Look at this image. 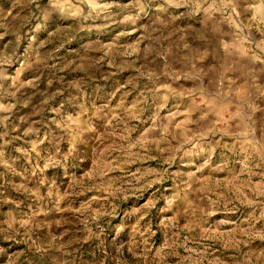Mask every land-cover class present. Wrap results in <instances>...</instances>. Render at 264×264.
<instances>
[{"label":"rangeland","instance_id":"rangeland-1","mask_svg":"<svg viewBox=\"0 0 264 264\" xmlns=\"http://www.w3.org/2000/svg\"><path fill=\"white\" fill-rule=\"evenodd\" d=\"M160 2L139 0L142 8L129 10L139 14L135 24L118 14L85 32L57 20L70 6L54 12L49 0H0V32L8 31L0 40L8 61L0 81V264H264V164L246 161L240 142L211 135L264 122V54L253 59L264 36L255 26L230 27L227 13L208 5L159 13ZM37 17L42 28L33 32ZM85 42L87 62L102 60L103 75L73 71ZM37 50L41 62L32 63ZM56 66L62 82L49 84ZM138 69L155 72L171 92H155ZM69 116L70 134L58 127ZM200 133L212 147L183 143Z\"/></svg>","mask_w":264,"mask_h":264},{"label":"clouds","instance_id":"clouds-1","mask_svg":"<svg viewBox=\"0 0 264 264\" xmlns=\"http://www.w3.org/2000/svg\"><path fill=\"white\" fill-rule=\"evenodd\" d=\"M17 2H20V0H17ZM29 4L36 3V0H28ZM49 3L52 4L53 8L52 10L55 12L57 9H63L66 6H70L73 11L70 14H60L57 13V20L59 21H73L75 26L85 32L90 31L91 29L95 28L97 26V22L100 23H109L113 20V18L118 14H123V18L121 20V23L131 22L135 24L136 20L139 18V14L133 15L129 11L132 7H141L142 5L139 3V0H135L134 4L130 5H124L119 2V0H75L73 3V0H49ZM205 5H208V11H216L220 12L222 14L227 13V15L224 16V20L229 24L230 27L241 29V25H244V27L251 29V27L255 26L258 31H261V36H264V30L262 29V26H264V16L259 14V10L264 9V0H259L258 4H254L250 2V0H162V2L159 3V6L157 7V12L159 13H165L168 11V8H173L176 10L182 9V8H188V7H194L195 9H203ZM167 6V7H165ZM39 7V5H38ZM248 14L251 13V17L248 21V24H244V20H241V14ZM10 15V13H9ZM182 15H184L182 13ZM188 19H192V13L187 14ZM47 19V18H46ZM237 20H239V23H237ZM0 28H5V25L3 23H0ZM42 28V24L39 22V17H37V22L35 23L34 28L32 29L33 32H39ZM15 37L16 43L20 44L21 41H23L24 36L21 35L20 31L17 30L12 33ZM8 35V31L0 32V40H3L5 36ZM35 42V36L29 35V47H31V44ZM81 47L84 49V55L85 60L80 61L77 66L73 69L74 72H87L90 69H95L96 71H99L101 75H103V65L102 60H96L94 63L87 62V55L89 52V45L88 42H85L81 45ZM219 49L224 52L228 53L230 45H227L224 43L223 39L220 40V43L218 45ZM257 48H259L260 53H253V59H259L260 54H264V39L260 41L259 44H257ZM101 51H104L105 57H107L110 54V49L105 51L103 49H100ZM128 52L123 53V55H128ZM158 58H163V62L167 64L168 62V54L166 53H159L157 54ZM7 60H0V81L8 79V77L4 74L2 65L7 63ZM41 62V56L39 54V51L37 50L36 56L34 59H32V63H40ZM26 66H31V64H27ZM59 72V66H56L50 70V75L48 78V83L51 84L53 82L61 83V79L58 76ZM138 76L144 78L148 82H150L155 89V92L165 91L166 93L171 92L170 85L168 84H159L157 81L160 79L159 76L156 75L155 72H149L146 70H137ZM163 75V73H162ZM94 77V73H93ZM33 83V81H29V84ZM23 86V85H22ZM4 87L3 83L0 82V89ZM199 87L203 92L207 91V87L204 85L203 80L199 81ZM69 88H71V85H69ZM100 88L99 82L96 84V90L98 91ZM77 94H79V90H76ZM72 95V92L69 91V96ZM4 105L0 104V110L4 109ZM116 117H111L107 120V123L110 125L111 120ZM200 120L205 119V116L202 114L199 117ZM247 120H250L251 117H247ZM261 120L264 121V117H261ZM74 121L72 120V117H67V120L64 124L58 125V127L61 128L62 131H66L69 134L72 131ZM170 126L165 125L163 131H167V128ZM157 130V129H154ZM212 136L221 135V136H229V138L234 139L235 141H238L241 143V147L244 149L245 152L248 153V155L245 157V160L251 159L255 157L260 161L261 164H264V122L260 123L259 126L252 122L251 124L244 123V130L243 131H233L229 132L227 130H221L218 128H213L211 131ZM206 139L205 135L200 134H194L191 137L185 136L183 143L185 144H194V146H200L201 151L204 150V147H212L213 144L211 141L208 142V144L201 145V141H204ZM152 143H155L157 147H159V141L153 140ZM35 147H38V145H34ZM56 148H59V145H56ZM73 151V138L71 135H69L68 140V155H71ZM67 156L64 157L65 161H67ZM51 159V157H50ZM49 165L48 163H45L44 167L47 168ZM67 170V169H66ZM168 204H171L172 201L168 200ZM264 215V211L261 213ZM93 220H97L98 216L93 215ZM84 224V227L88 228L87 221H82ZM19 227L25 232H27L28 225L24 220H20L18 222ZM7 239V237H5ZM114 253L116 255H119L120 253V247L117 246L114 249Z\"/></svg>","mask_w":264,"mask_h":264}]
</instances>
